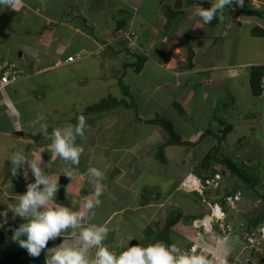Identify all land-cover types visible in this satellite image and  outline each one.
<instances>
[{
	"label": "crops",
	"instance_id": "obj_1",
	"mask_svg": "<svg viewBox=\"0 0 264 264\" xmlns=\"http://www.w3.org/2000/svg\"><path fill=\"white\" fill-rule=\"evenodd\" d=\"M51 2L52 0L50 4ZM213 2L214 0H54L57 13L46 10L43 0L37 2L44 3L40 6L42 9L39 7L36 10L26 6L22 0L12 9L0 7V61L8 59L10 63L17 64L14 68L16 74L33 78L42 71L74 64L76 61H65L84 48L96 50L92 54H102L105 61L101 60L99 65L117 73L112 74L106 85V91L113 93L107 99L111 98L115 103H109V110L102 112L112 113L118 121L112 122L106 115L95 122L86 121V138L81 140L78 137L76 140V145L83 148L80 163L75 174L67 177L64 199L59 201L58 193L56 197L58 203L73 210H82L84 198L95 200L92 195L94 188L87 181L88 169L96 167L103 171L105 179L103 195L100 197L102 203L94 209V216L91 213L86 215L83 226L87 227L91 222L106 227L109 231L105 243L117 253L129 239H134L129 242V247L163 242L167 245L177 244L181 249L189 251L190 247L200 245L198 253L209 256L213 264H218L217 257H225L228 264H234L235 259L240 264L252 262V259L247 262L244 260L245 252L240 250L245 245L244 239L241 244L235 235H241L240 230H244L245 234L247 230L259 227L264 219V197L250 196L247 191L249 186L232 175L221 163L222 160H219L220 156L225 159L235 152L231 148L234 141H222L223 137L234 131L231 129L232 125L226 126L227 131L221 138L215 137L207 128H215L218 125L214 126L215 119L222 121L227 116L223 113L217 118L218 111L212 114V108L219 102H224L222 105L230 113L236 108L234 106L238 100L244 99L245 108L240 110L244 114L241 116L243 122L239 124V128H246L244 133L254 130L260 117L257 109L252 116L255 108L246 101L255 99L260 104L264 97V91L261 96L255 97L250 89L251 69L264 67V47L260 50L252 48L247 60L237 63L224 61L223 51L233 40L253 38L264 42V38L251 35L254 28L251 27L254 23L253 16L238 13L234 6L218 13L210 24H203L195 15L197 6L207 9ZM105 8L109 13L108 19L100 15ZM258 28L263 26L258 25ZM129 32L137 35L138 45V49L130 51L131 53L126 49L123 37L124 33ZM66 51L69 53L65 54ZM121 53L124 57H120ZM152 54H156L155 59ZM88 56L90 55L83 59ZM80 60L82 59L78 61ZM49 64L53 65L38 68V65ZM95 79L100 81L98 77ZM24 81L12 83L0 91V212L11 210L18 201V195L26 192L27 184L34 182L30 171L27 180L22 174H11V163L5 161L8 155L23 149L30 157L39 158L42 152L41 167L47 164L48 169L45 171L60 176V183L63 164L47 147L50 141L45 139L42 126L47 125L48 132L51 133L55 128L75 125L81 115L87 117L88 113H96L89 111V106L84 107L83 112L71 113L57 122L44 120L39 107L33 103L27 104L24 99L22 93L25 91L21 84ZM69 87L74 90V84L71 83ZM100 88L101 85L96 86L95 93ZM133 92L135 96L132 98L130 94ZM31 93L42 104V95L37 88L31 89ZM84 95L85 92L81 94V98ZM80 101L78 99L77 103ZM145 102L150 111L144 110ZM133 103L136 105L133 106ZM75 105L76 103L72 107ZM176 108L180 109L179 112ZM57 110L59 111L58 106ZM154 111L161 112L160 116L166 118L165 123H168L184 144H170V136L161 122L147 123ZM144 113L151 116L145 119ZM194 113L195 116L192 117ZM206 114L210 118L204 121L203 116ZM134 118L139 122L133 135L137 137L129 145L125 141L128 137L127 131L123 130L126 124L124 121L134 122ZM222 126H225L224 123ZM117 127L119 131L114 132ZM232 128L234 129V125ZM118 140L117 147L115 145ZM184 145L192 153H188L190 162L185 164L182 161L183 163L174 167L168 182L169 186L170 181L173 182L172 190L164 184L152 194L143 196L144 192L138 189L143 173L150 170L153 162H157L160 168H155L156 172L163 174L165 169L161 167L168 166L167 161L171 157L166 151ZM263 153L264 151L259 150L257 154L253 152L259 157V161L247 170V173L257 177V185L264 183V168H261L262 165L264 167ZM246 158L244 156L242 160ZM181 164L184 167L178 168ZM229 172L232 178L229 179V176L228 180L223 179L221 188L217 190L204 188L201 195L180 189V183L188 176L203 182L214 174L223 176ZM233 177L238 181H234ZM262 189L264 184L262 187L260 185V190ZM235 192L241 193L237 208H225V222L239 225L235 235H225L215 227L212 231H207V228L205 231L200 227L197 221L204 211L202 201L219 203L225 195ZM14 220L21 218L14 217L8 211L6 218H0V223L4 225ZM71 231L69 229V233ZM62 239L73 245L79 243L66 233L62 238L49 241L45 254L48 249L62 243ZM236 246L240 249L236 250ZM95 251L96 248H93L89 256L94 257ZM262 262L264 264V259Z\"/></svg>",
	"mask_w": 264,
	"mask_h": 264
},
{
	"label": "clouds",
	"instance_id": "obj_2",
	"mask_svg": "<svg viewBox=\"0 0 264 264\" xmlns=\"http://www.w3.org/2000/svg\"><path fill=\"white\" fill-rule=\"evenodd\" d=\"M18 2L19 0H0V7L12 9ZM233 5L243 7L244 0H214L207 9L197 6L198 11L195 15L199 17L203 24L207 25L216 18L218 13L223 12L226 8H232ZM124 35L125 33L123 37ZM126 49L129 52L136 51L138 49L136 40L135 47L131 49L128 48L126 40ZM86 55H88L87 52L81 51L70 57H73L72 62H75L83 59ZM67 59L65 63H72L67 62ZM2 62L7 61H0V63ZM263 78L264 76L261 80L262 91H264ZM17 82L20 81L14 83ZM87 127L86 119L82 115L77 118L75 125H69L66 128H55L51 133L48 132L47 125L42 126L45 139L50 141L47 147L62 162V174L65 177L73 176L80 163L83 148L76 145V140L78 137L81 140L86 138L85 131ZM40 154L39 158H32L23 149H19L8 155L5 161L11 163V174L13 176L22 174L27 180L30 171L34 182L27 184L26 192L23 195H18V201L11 210L0 212V218H6L8 211H11L14 217H19L25 221L14 229L11 239L19 247L25 249L31 257H39L47 249L49 241H55L68 233L72 239L79 241V243L73 245L62 239V243L58 246L47 250L48 259L46 264H213L209 256L198 253L200 245L190 247L189 251L181 249L177 244L167 245L163 242L150 243L146 246L138 244L129 247V242L134 240L129 239L118 253L110 250L105 243L109 231L106 227L91 222L88 223L87 227L83 226L86 215L91 213L94 216V209L102 203L100 197L103 195L104 190V172L96 167L88 169L87 181L94 188L92 195L95 200L86 197L84 198L85 202L82 210H73L56 201L60 187V176L50 174L49 171L46 172L45 169H48L47 164L43 168L41 167ZM188 180L189 185L192 183L194 188L187 187ZM203 182L188 176L181 183L184 192L202 194L201 185H203ZM233 196L232 194L225 195L223 201L219 203L203 200L202 203L207 204L209 208L208 212L203 213L198 221L209 216L214 205H217V210H214L215 216L212 220H205V225L199 224L200 227H203L205 231L206 228L207 231H212L214 227L219 230L217 225L219 222L222 221L226 224L225 208L235 210L239 202L235 204L234 208H230L226 204L225 198ZM0 227H3V223H0ZM69 229L72 230L70 233ZM220 233L222 232L220 231ZM93 248H96V251L94 257H90L89 253ZM218 264H228V260L222 257L219 259Z\"/></svg>",
	"mask_w": 264,
	"mask_h": 264
},
{
	"label": "rangeland",
	"instance_id": "obj_3",
	"mask_svg": "<svg viewBox=\"0 0 264 264\" xmlns=\"http://www.w3.org/2000/svg\"><path fill=\"white\" fill-rule=\"evenodd\" d=\"M23 2H25V5H29L30 8L36 10V8H39L42 4H39L37 2H39L40 0H22ZM46 4V10L50 9V12L52 13H57V11H55V5L53 4L54 0H52L51 4L50 1L51 0H43ZM234 9L238 11V13L240 14H246V15H252V21L254 22L252 24L251 27H258L259 26H263L264 28V0H244V6L243 7H236L235 5H233ZM42 7V6H41ZM40 7V8H41ZM42 9V8H41ZM108 10L105 8L104 11H101L100 15L101 17L108 19L109 16L107 13ZM33 15V14H32ZM242 16V15H240ZM101 19L102 21H105L104 19ZM69 23H71V21H68ZM246 23V22H245ZM261 28V29H263ZM264 30V29H263ZM95 32L92 30V34H94ZM246 36V33H244ZM248 37V36H246ZM264 47V42L261 39H237V40H233L232 42H230L229 46L227 48L224 49L223 51V60L226 62H244L247 60V56L251 54V50L252 48H258V50L262 49ZM51 50H53V47L51 48ZM264 50V49H262ZM82 51H85L88 53V57L80 60V61H76V63L74 64H69V65H65L64 67H59V68H54V69H48L47 71H42L41 73H39L38 76L33 78H25V75L23 74V76L18 73V77L22 78V80L19 81H24L21 84H23V90L25 91V93H22V95L24 96V99L27 100V104H36L39 107V112H41L40 114L42 115L41 117H43L44 120H53L56 122L64 117H68L71 115V113H81L83 112L82 109L85 107H89L95 104L99 103V100L104 101L107 99L108 96H112L113 93H109L106 91V85L110 82V79L112 77V74H117V73H113V69L112 71H110V68L107 67H103L102 65H99V62H101V60L105 61V57L102 54H97L94 53L92 54V52H95L96 50L93 49H89V48H84L82 49ZM107 51V49H106ZM112 51V50H110ZM261 52V51H259ZM69 53V51L65 52V54ZM262 53V52H261ZM92 54V55H91ZM120 57H124V55L121 53ZM143 57V56H142ZM152 58L155 59L156 58V54H152ZM3 60L2 61H7ZM9 62V61H7ZM13 66H18L17 64H15L14 62H11ZM53 64H49V65H38L39 69H43L45 66H52ZM77 66V68L75 69V67ZM114 68V67H113ZM100 78L98 81L95 78ZM24 79V80H23ZM74 84V90H72L69 85L70 84ZM101 85V88L99 89L98 93H95V89L96 86ZM37 88V91L39 94H41V103L40 104L37 100V98L35 97V95H33L31 93V89L35 90ZM107 90H109L107 88ZM85 92V95L83 98H81V94H83ZM26 95V96H25ZM131 97L133 98L135 96V93H131L130 94ZM216 95H214L215 97ZM262 101L260 104L255 102V99H251V101L247 100L246 102L249 103L250 106H252L253 108H255L253 110V115L254 116V112L257 109V115L258 117H260V120L258 123H255L254 126V130H250L249 133H244L246 128H239V124L242 123V119L241 116L244 115L242 114V112L240 110H242V108H245V100H238V103L235 104L233 111L228 113V111H226V106L222 105L224 104L219 102L218 105L212 108L211 111H213L212 114L215 113V111H218V113H216V117L219 118L220 116H222L223 113H226L227 116L221 121V120H217L215 119L214 121V127H209L207 128L208 131L212 132L215 137L221 138L224 134V132L226 133L227 131V125L231 126V129L234 130L233 132H231L230 134L226 135V137H223L222 141H234L231 148L235 150V152L231 153L230 155H228V157H226L225 159H230V161L235 165L236 170L240 171L243 175H247V179L250 180L252 179L251 177H249L248 175H250V173H247V170H249V167H254V163L259 161V157L254 155L253 152H255L256 154L258 153V150L260 152H263V146H264V97H262ZM78 99H81L80 102L77 103ZM216 100H219L218 98H215ZM128 100V99H127ZM74 101V102H73ZM259 102V100H257ZM73 102V103H72ZM58 103V104H57ZM72 103V104H71ZM75 105V107L73 108L72 106ZM136 105L135 103H133V106ZM57 106L59 108V111L57 110ZM132 106V107H133ZM134 109V107H133ZM136 109V108H135ZM134 109V110H135ZM177 111L179 112V108H176ZM144 110L148 111L149 110V106H147V102H145L144 104ZM150 111V110H149ZM155 112V113H154ZM153 117H150L151 115H148L146 113H144L145 115V119H148L150 117V121L148 120L147 123H159L161 122L162 127H164L165 125L167 126L168 123H165L164 119H166L164 116H160L161 112L159 111H154ZM158 112V113H157ZM211 114V113H210ZM248 114V113H247ZM87 117H85L86 121L90 120L95 122L99 117H103L104 115L108 116V119L112 122L114 121H118V119L115 120V118L113 117L112 113L109 112H96V113H88L86 114ZM73 116V115H72ZM195 116V113L192 114V117ZM214 116V115H213ZM246 116V115H245ZM250 116V115H248ZM139 117L141 119H143V117L139 114ZM210 118L209 114H206L205 116H203V120L206 121L207 119ZM124 120V119H121ZM120 120V121H121ZM134 120V122H132L131 120H125L124 122L125 127L123 128V130L127 131V137L125 139V141L130 145V143H132V141H134L137 136H133L135 134V131L138 129L137 124L139 123L137 121V118L132 119ZM224 123L225 126H222ZM258 124V125H257ZM234 125V129L232 128ZM165 126V127H166ZM122 128H120L121 130ZM203 130V129H202ZM114 132L119 131V128H115L113 130ZM139 138V136H138ZM242 138V139H241ZM240 139V140H239ZM256 139V141H255ZM119 140L117 141V144L115 146L118 147L119 145ZM257 143V144H256ZM187 145L184 146H178V147H172L169 148L166 152L171 156L169 161H167L168 166L165 167H161L162 169H165V172H163V174H158L156 172L158 164L157 162H153L150 165V170H146L143 175L140 178V184L138 185V189L140 192H144V195H147L148 193L152 194L154 191H157V188H161L164 184L168 185V182L170 180V178L172 177V172H174L175 170V166L177 164L180 163H185L188 164L190 162V160L188 159V153L189 155H191V151H189V149L186 147ZM248 151H250L248 153ZM166 153V157H168ZM264 154V153H263ZM247 156L246 160H247V164L248 166H245L244 164L240 163V161H242L243 157ZM219 160H223L222 157H219ZM183 161V162H182ZM243 162V161H242ZM170 165V166H169ZM243 166V167H242ZM184 167L182 164L178 166V168H182ZM160 168V167H159ZM242 168H247V169H243ZM261 168H264L263 165L261 166ZM154 169V170H153ZM170 169V172L168 171ZM226 175V173H225ZM223 174V176H221V182L223 179L228 180V177L230 176L229 179H231V175L230 172L225 176ZM252 177H255L253 174H251ZM234 181L237 180L235 177H233ZM255 179V178H253ZM238 181V180H237ZM228 182L225 184L227 186ZM250 184V183H249ZM253 186L249 187L247 189V191H249V195L250 196H257V198H260L261 196L264 197V189L260 190V185L261 187L263 186L264 183L262 184H256L253 183ZM182 183H180V189L183 190L182 188ZM255 185V186H254ZM222 186V183L220 185V188ZM168 187H173V182L170 181V186L168 185ZM255 187H258V189H256ZM154 189V190H153ZM213 190V189H210ZM236 191V190H235ZM203 194V192H202ZM201 194V195H202ZM262 194V195H261ZM234 195H239L241 196V193L239 192H235ZM261 197V198H262ZM262 202H264L262 200ZM226 226L229 227L230 231H227L228 234H230V236L235 235V232L237 230V226L239 225H235L233 223L229 224L226 223ZM2 227H0V231H1ZM256 231V229H250L247 230L246 233H250ZM243 231L240 230L241 235H236L239 239V243L244 239V246H242V248L240 249V247L236 246V250L240 249L241 252L244 251V248H246V250L248 251L250 248V244L247 243V241L245 240L244 236H243ZM263 243V242H262ZM236 245V244H235ZM244 260L247 262L248 259H252V262H248L249 264H262L263 259H264V243L261 244L260 246H254L253 248H251L249 250V253H246V251H244ZM249 255V256H248ZM43 256H44V261L45 263L47 262V258L48 255L45 254V252H43ZM221 257H217V261H219ZM225 258V257H224ZM233 263V262H232ZM234 264H240L238 262L237 259L234 260ZM241 264H243L241 262Z\"/></svg>",
	"mask_w": 264,
	"mask_h": 264
},
{
	"label": "trees",
	"instance_id": "obj_4",
	"mask_svg": "<svg viewBox=\"0 0 264 264\" xmlns=\"http://www.w3.org/2000/svg\"><path fill=\"white\" fill-rule=\"evenodd\" d=\"M251 35L254 37L264 38V31L262 29H259L258 27H254L251 32ZM139 69L140 67H138L137 70ZM263 76H264V67L258 66V67H253L251 69L250 89L252 95L255 97H259L262 95L261 80ZM109 103H115V100L111 98L106 99L104 101L99 102L98 104L92 105L88 109L91 112L106 111L109 110ZM165 128L170 136V140H169L170 144H174V145L184 144V142L182 143L180 142V139L177 138L176 134L174 133L173 129L170 126L167 125ZM242 161H240V163L244 164L245 166H248L247 160H242ZM221 163L228 168V170L231 172L232 175H235V177L246 183L249 187L253 186L252 182L255 183L256 185L257 177H252L250 174L248 176L251 177L252 179L248 180L247 175L245 176L240 171L236 170L235 165L230 161L229 158L224 159V161L222 160ZM251 167H249V169ZM243 169H247V168H242V170ZM255 188L258 189V187ZM24 222L25 221L23 220H14L3 225L0 231V264H46L44 261L43 252L39 257H35V258L31 257L25 249H22L21 247H19V245H17L12 241L11 237L13 235L14 229H16L20 223H24Z\"/></svg>",
	"mask_w": 264,
	"mask_h": 264
},
{
	"label": "built area",
	"instance_id": "obj_5",
	"mask_svg": "<svg viewBox=\"0 0 264 264\" xmlns=\"http://www.w3.org/2000/svg\"><path fill=\"white\" fill-rule=\"evenodd\" d=\"M124 38L128 42V48H134L135 47V40H136V35L134 33H129L125 34ZM74 60L73 57H69L67 59V62H72ZM15 66L12 64H8L7 62H2L0 63V91L7 87L8 85L20 80L21 78L18 77V74L14 71ZM262 86H264V78L262 81ZM220 183H221V176L219 174H214L213 177L209 179H205L203 182V185H201V189H213L217 190L220 188ZM189 185V180H188V186L187 187H192V183ZM186 186V185H185ZM194 188V187H192ZM198 189V187H196ZM239 196L234 195L233 197H226L225 202L230 208H234L235 204L239 201ZM214 210H217V205H214V208L211 209V214L209 216H206L205 218L197 221L198 224L203 225L205 220L211 221L213 216H215ZM205 225V224H204ZM219 230L223 234H227V231H230L229 227L226 226L224 222H219L218 224ZM210 227V226H209ZM244 238L247 241L248 244H250V248H253L254 246L261 245L262 242H264V219L262 220L261 224L259 227L256 229V231L250 233H245ZM249 250L247 251L246 248H244V251H247L249 253Z\"/></svg>",
	"mask_w": 264,
	"mask_h": 264
},
{
	"label": "water",
	"instance_id": "obj_6",
	"mask_svg": "<svg viewBox=\"0 0 264 264\" xmlns=\"http://www.w3.org/2000/svg\"><path fill=\"white\" fill-rule=\"evenodd\" d=\"M67 182H68V178L65 176H61L60 183H59L60 187H59V191H58V200L59 201H62L64 199V188H65ZM202 207L204 208L203 213H207L208 208H209L208 205L203 204Z\"/></svg>",
	"mask_w": 264,
	"mask_h": 264
}]
</instances>
